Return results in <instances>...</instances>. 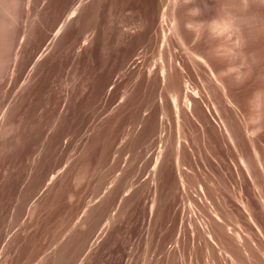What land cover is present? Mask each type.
I'll use <instances>...</instances> for the list:
<instances>
[{"label": "rangeland", "instance_id": "1", "mask_svg": "<svg viewBox=\"0 0 264 264\" xmlns=\"http://www.w3.org/2000/svg\"><path fill=\"white\" fill-rule=\"evenodd\" d=\"M228 2L235 17L240 16L235 10H244L239 13L245 27L238 21L245 36L242 55L219 49L215 54L203 37L196 47L211 56L213 68L189 66L185 58L188 70L179 69L176 76L167 70L161 77V61L174 48L132 47L128 36L137 23L120 24L124 42L105 23L96 27L91 14L98 0H0V264L264 260V237L257 228L264 230V0ZM73 5L78 11L66 19ZM170 38L176 46L177 39ZM215 41L232 45L233 33ZM100 46L112 48L101 51ZM239 61L241 68L235 66ZM174 93L179 94L175 105ZM141 101L143 111L135 120L130 111ZM112 127V146L106 156H99L95 146L107 142ZM177 141L183 150L179 147L176 159ZM228 223L246 241L229 232ZM223 231L235 236L227 240ZM246 244L257 251L255 258H247ZM233 246L238 254L230 250ZM46 255L48 261L42 262Z\"/></svg>", "mask_w": 264, "mask_h": 264}, {"label": "bare ground", "instance_id": "2", "mask_svg": "<svg viewBox=\"0 0 264 264\" xmlns=\"http://www.w3.org/2000/svg\"><path fill=\"white\" fill-rule=\"evenodd\" d=\"M54 1V0H53ZM97 1V0H96ZM245 0H240V2H244ZM263 1V0H262ZM63 2V1H62ZM68 3H69V1H68ZM73 3V2H72ZM228 0H98V5H97V7H96V9H94L95 11H94V14H93V12H92V14L91 15H93L91 18H93V20L96 22L95 23V25H96V27H97V24L101 27V25H104V23H105V25L108 27V29L109 28H111L112 30H114V33L117 35V38L119 39L120 37H121V39H122V37H123V35L125 34L123 31H122V29L120 28V24L121 25H123V23L126 25H133L134 23H137L136 25L137 26H135V28L134 27H132V28H134L135 29V33L133 32V30L134 29H132V34L131 35H129L128 37H129V41L132 43V47H135V48H138V47H136V46H142L143 47V49H146V48H148V47H150V46H154V45H159V49L161 50V47L164 45V46H166L167 45V47L169 48V46L168 45H171L173 48H174V50H171L172 52L170 53V55H169V59L168 60H165V58L164 59H162V56H161V59H162V61H161V65H160V73L159 74H161V77H165V73H166V71L167 70H171L172 72L174 71V74H175V76H176V73L175 72H177L179 69L180 70H184V69H186L187 67H189V66H194V67H196V68H204V67H207L208 69L209 68H213L214 67V62H212L211 61V56H209V58L207 57V55L205 54V53H203L202 52V49H203V47L201 48V51H199V49H197V47L199 46V44H198V46L196 47V44L197 43H199L198 41H200V39L201 38H203V37H205L206 38V41H207V43H208V45L210 44V45H212L213 46V48H214V51H215V54L216 53H218V52H220L221 51V53L223 52V53H226V52H229L230 54L231 53H235V54H239L240 56L242 55V51L244 52V49H242L241 48V46H242V43L243 42H245V39H244V35H243V31H242V29H241V24L243 23V20L242 19H240V18H242L241 17V14L239 13L240 12V10L241 9H239L238 10V12L235 10V13H237V15L236 16H238V14L240 15L238 18L237 17H235L234 16V13H233V15H232V13L230 12V11H232V10H230V6H228ZM241 4V3H240ZM245 4H247V2L245 3ZM64 5V4H63ZM66 5V4H65ZM92 5V4H91ZM243 5V4H242ZM57 6V5H56ZM68 6V5H67ZM74 6V5H73ZM241 6V5H240ZM66 7V6H65ZM91 7V6H90ZM92 7H94V6H92ZM242 7V9H243V7L244 6H241ZM70 8H68L67 9V11L69 10ZM80 9H82V8H80ZM83 9H85V8H83ZM82 9V10H83ZM125 9H128V15H125L124 14V11H125ZM62 11V10H61ZM60 11V12H61ZM64 11H66V10H64ZM76 11H78L77 10V6L75 5L72 9H70V11L67 13V15H66V19H69V18H71V17H73V16H75V14H76ZM242 11H244V10H241V13H242ZM59 12V11H58ZM82 12V11H81ZM85 12V11H84ZM137 12H139L140 14H138L139 16H140V18H138V17H135V15L137 14ZM90 13V12H89ZM84 14V13H83ZM242 14H244V12L242 13ZM80 15V14H79ZM57 16V15H56ZM65 16V15H64ZM244 16V15H243ZM76 17H77V15H76ZM64 18V17H63ZM135 18L137 19L138 18V21L136 22L135 21ZM75 19V18H74ZM59 20V19H58ZM64 20V19H63ZM75 20H77V19H75ZM90 20H92V19H90ZM240 20H242V21H240ZM238 21H240V23H238ZM62 22V21H61ZM72 22V21H71ZM78 22V21H77ZM88 22L89 21H86L85 22V24H83V29L84 28H86L89 24H88ZM91 22V21H90ZM70 23V22H69ZM57 24V23H56ZM60 24V23H59ZM63 23H61L60 25H62ZM91 24H94V23H91ZM94 25V26H95ZM126 25V26H127ZM242 26H244L243 24H242ZM82 27H81V30H82ZM122 27V26H121ZM125 27V26H124ZM130 27V28H131ZM245 27V26H244ZM243 27V28H244ZM91 28H92V26H91ZM91 28H89L88 30H90ZM95 28V27H94ZM104 28V31H105V27H103ZM125 28H127V27H125ZM87 29V28H86ZM85 29V30H86ZM100 29V28H99ZM107 29V30H108ZM80 30V31H81ZM92 30H94V29H92ZM96 30V29H95ZM102 30V29H101ZM127 30V29H126ZM245 30V29H244ZM69 32V31H68ZM78 32V31H77ZM82 32H85V31H83L82 30ZM87 32V31H86ZM93 32V31H92ZM101 32V31H100ZM128 32V31H127ZM129 33V32H128ZM230 33H233V41H232V45H228V44H226L225 42L224 43H217L216 41H215V37H218V36H223V37H225V36H228ZM78 34L80 35L81 33L80 32H78ZM86 34V33H85ZM88 34H89V31H88ZM245 34V33H244ZM110 35V34H109ZM75 36H76V34H75ZM78 36V35H77ZM85 36V37H84ZM83 37L84 38H87L86 37V35H84ZM104 36H106V35H104ZM108 36V35H107ZM171 36H173V37H175L177 40H175V41H178V43H177V45L175 46L171 41H170V37ZM80 37V36H79ZM113 37V36H112ZM125 37H127V36H125ZM76 38V37H75ZM102 38V37H101ZM104 38V37H103ZM114 38V37H113ZM124 38V37H123ZM220 38V37H219ZM83 40H86V39H83ZM101 40V39H100ZM99 40V41H100ZM108 40H109V38H108ZM112 40H114V39H112ZM120 40V39H119ZM123 40V39H122ZM174 40V39H173ZM224 40V39H223ZM244 40V41H243ZM81 41V40H80ZM102 41V40H101ZM106 41H107V38H106ZM83 42H85V41H83ZM98 42V41H97ZM119 42V41H118ZM122 42H124V40L122 41ZM128 42V41H127ZM220 42V41H219ZM73 43V42H72ZM103 43V42H102ZM101 43V44H102ZM106 43V42H105ZM129 43V42H128ZM207 43H205V45L207 44ZM228 43V42H227ZM100 44V42H99V45H101ZM111 44V43H110ZM119 44V43H118ZM125 44H127V43H125ZM202 44H204L203 42H202ZM201 44V45H202ZM244 44V43H243ZM113 44H111L110 46H112ZM120 45V44H119ZM129 45V44H128ZM103 46H104V44H103ZM107 46V45H106ZM117 46V45H116ZM116 46H114V47H116ZM126 46V45H125ZM204 46V45H203ZM101 48H100V50L103 48L102 46H100ZM113 47V46H112ZM112 47H110V48H112ZM129 47H130V45H129ZM98 48H99V46H98ZM97 48V49H98ZM105 48V47H104ZM103 48V50H109L110 48H107V49H104ZM118 49H119V47H117ZM116 48V49H117ZM140 48V47H139ZM164 48V47H163ZM172 48V49H173ZM207 48H210V47H207ZM207 48H205L206 50H207ZM212 48V47H211ZM212 48V49H213ZM117 49V50H118ZM133 49V48H132ZM220 50V51H218L217 52V50ZM241 49H242V51H241ZM103 50H101V51H103ZM113 50V49H112ZM111 50V51H112ZM122 50V49H121ZM126 50H127V47H126ZM170 50V49H169ZM204 50V49H203ZM211 50V49H210ZM124 51V50H123ZM136 51V50H135ZM143 51V50H142ZM161 51H163V50H161ZM209 51V50H208ZM214 51H209V52H214ZM100 52V51H99ZM115 52V51H114ZM140 52V51H139ZM204 52H206V51H204ZM241 52V53H240ZM97 53V52H96ZM103 53V52H102ZM112 53V52H111ZM116 53H117V51H116ZM105 54V53H104ZM108 54V53H107ZM114 54V53H113ZM120 54H122V53H120ZM127 54V53H126ZM140 54V53H139ZM209 54V53H208ZM97 55H99L100 56V54H97ZM124 55V54H123ZM209 55H212V54H209ZM222 55V54H221ZM232 55V54H231ZM102 56V55H101ZM100 56V57H101ZM106 56V55H105ZM116 56H119V53H118V55H116ZM235 56V55H234ZM237 56V55H236ZM100 57H98L99 58V60H100ZM107 57V56H106ZM111 57V56H110ZM114 57V56H113ZM213 57V56H212ZM219 57H220V55H219ZM222 57V56H221ZM242 57H244V53H243V56ZM188 59V60H190V62H189V66L187 65L188 63H186L187 62V60L186 59ZM215 58H216V56H215ZM101 59H103L102 57H101ZM105 59V58H104ZM107 59H109V57L107 58ZM220 59H222V58H220ZM223 60V59H222ZM96 61H98V60H96ZM215 61H216V59H215ZM219 61V60H218ZM103 62H104V60H103ZM100 64H101V62H99ZM217 63V62H216ZM236 62H234V64H235ZM219 64V63H218ZM224 64V63H223ZM231 64V63H230ZM240 64V61L238 62V63H236L235 64V66H237L238 67V65ZM241 64H243L242 63V61H241ZM113 65V64H112ZM228 65V64H227ZM226 65V66H227ZM94 67H95V65H93ZM102 66V65H101ZM114 66V65H113ZM231 66H233L232 64H231ZM231 66H230V68H231ZM94 67H93V71H94ZM104 67V66H103ZM106 67V66H105ZM108 67V66H107ZM229 67V66H228ZM227 67V68H228ZM239 67L241 68L242 67V65H239ZM190 68V67H189ZM224 67H222L221 69H223ZM234 68H236V67H234ZM218 69V68H217ZM220 69V68H219ZM92 70L90 71V72H92ZM100 70V69H99ZM186 70H188V69H186ZM210 70V69H209ZM213 70H215V69H211V71L213 72ZM235 70V69H234ZM97 71V70H96ZM105 71V70H104ZM108 71V70H107ZM194 71V70H193ZM206 71H208V70H206ZM102 72V71H101ZM200 72V71H199ZM205 72V71H204ZM210 72V71H209ZM211 72V73H212ZM94 73H95V71H94ZM109 73V72H108ZM108 73H107V76H108ZM218 73V72H217ZM212 74H214V72L212 73ZM91 75V74H90ZM97 75V74H96ZM103 75V74H102ZM215 76H217L216 74H214ZM213 75V76H214ZM106 76V75H105ZM212 76V77H213ZM95 77V76H94ZM101 77V76H100ZM156 77V76H155ZM171 77V76H170ZM107 77H104V80L106 79ZM172 78H173V75H172ZM215 79H216V77H214ZM213 78V80H215ZM10 79V78H9ZM11 79H12V77H11ZM10 79V80H11ZM152 79H153V77H152ZM163 79V78H162ZM13 80V79H12ZM93 80H94V78H93ZM221 80V79H220ZM96 81H97V78H96ZM155 81V80H154ZM219 81V80H218ZM222 81V80H221ZM221 81H219V83L222 85V83L223 82H221ZM156 82V81H155ZM158 82V81H157ZM10 83V82H9ZM14 83V82H13ZM187 83V82H186ZM185 83V84H186ZM11 84V83H10ZM15 84V83H14ZM154 84V83H153ZM157 84V83H156ZM155 84V85H156ZM188 84V83H187ZM219 84V85H220ZM16 85H18V84H16ZM138 85V84H137ZM186 87V86H185ZM188 87V86H187ZM191 87V86H190ZM194 87V86H193ZM138 89V88H137ZM198 88L196 87V89L194 90L195 92H196V90H197ZM186 90H188V89H186ZM142 91V90H141ZM12 92V91H11ZM16 92V91H15ZM149 92H151V91H149ZM178 92V91H177ZM190 92H192V91H190ZM194 92V93H195ZM198 92H199V90H198ZM14 93V92H13ZM141 94V93H140ZM150 94V93H149ZM149 94H147L148 96H149ZM196 94V93H195ZM194 94V95H195ZM198 94V93H197ZM9 95V94H8ZM144 95H146V94H144ZM146 95V96H147ZM150 95H153V94H150ZM178 93H174V94H172V97H173V100H174V105L176 104V99L178 98ZM12 96V95H11ZM196 96V95H195ZM198 96V95H197ZM196 96V97H197ZM140 97V96H139ZM142 97V96H141ZM148 98V97H147ZM147 98H145V99H147ZM151 98V97H150ZM260 98V97H259ZM141 99V98H140ZM144 99V100H145ZM142 100V99H141ZM143 100V101H144ZM260 100V99H259ZM259 100H258V102H259ZM15 101V100H14ZM140 101V100H139ZM138 101V102H139ZM149 101H150V99H149ZM148 101V102H149ZM136 102V101H135ZM146 102V101H145ZM148 102H146L147 104H148ZM257 102V101H256ZM255 102V103H256ZM16 103V102H15ZM143 103L144 102H140L137 106H136V104L134 105V107L135 108H132V110L130 111V113H131V115H133V117H134V119L135 120H137V119H139L140 117H141V113H142V111H143ZM190 103V102H189ZM188 103V104H189ZM260 103V102H259ZM13 104V103H12ZM11 105V104H10ZM256 105V104H255ZM189 106V105H188ZM258 106V108L260 107V104H258L257 105ZM176 107V106H175ZM15 108V107H14ZM192 108V107H191ZM256 108V107H255ZM257 108V109H258ZM145 109V108H144ZM190 109V108H189ZM256 110V109H255ZM259 110V109H258ZM256 112V111H255ZM260 112V111H259ZM259 112H257V113H259ZM129 113V114H130ZM144 113V112H143ZM257 113H256V115H257ZM203 116V115H202ZM258 116V115H257ZM132 117V118H133ZM205 117V116H204ZM202 118V117H201ZM251 130H253V129H251ZM250 130V131H251ZM254 132H255V130H253ZM253 132V133H254ZM115 133H116V129L114 128V127H112L111 129H109L108 130V139H107V142L105 143V144H103L102 145V143H100V142H97V146H95V147H97V149H96V151H99V156H106V154L109 152V150H110V148H111V146H112V143H113V140H114V138H115ZM252 133V134H253ZM96 134V133H95ZM101 134H102V132H100V133H97L96 134V140H98L99 141V139H100V137H101ZM257 134H262V133H256L255 135H257ZM264 134V133H263ZM254 135V134H253ZM261 136H263V135H261ZM180 137H181V135H180ZM54 138V137H53ZM178 138V137H177ZM262 138V137H261ZM93 139H95V138H93ZM180 139V138H179ZM253 140V139H252ZM255 140V139H254ZM180 141V140H179ZM179 141H177V143H175L176 144V149H177V155H176V159H177V157H178V153H179V150L181 149V150H183V148H181L180 146H182V145H180V143H179ZM261 141V140H260ZM255 142H256V140H255ZM254 142V143H255ZM264 142V141H263ZM262 142V143H263ZM94 143V142H93ZM253 143V142H252ZM254 143H253V146L254 147H256L255 145H254ZM182 144V143H181ZM256 144V143H255ZM257 144H258V142H257ZM264 144V143H263ZM93 145V144H92ZM91 146V145H90ZM179 147H180V149H179ZM258 148V147H257ZM260 148H262L261 146H260ZM264 148V147H263ZM262 148V149H263ZM252 149H254V148H252ZM255 150V149H254ZM257 150V149H256ZM259 150V149H258ZM264 150V149H263ZM174 152H176V151H174ZM241 152V151H240ZM264 152V151H263ZM216 153V152H215ZM258 153V152H257ZM256 152H254V155L255 154H257ZM258 155V154H257ZM257 155H255L256 156V158H258V156ZM253 156V155H252ZM262 155H260V157H261ZM264 156V155H263ZM262 156V157H263ZM264 159V158H263ZM243 161V163L245 164V160L243 159L242 160ZM258 162H259V160H258ZM257 162V163H258ZM261 163V162H260ZM261 165V164H260ZM262 166V165H261ZM263 166H264V162H263ZM262 166V171H263V174H264V167ZM260 168V167H259ZM258 168V169H259ZM48 170V169H47ZM49 172V171H48ZM215 172V171H214ZM260 172V171H259ZM44 174V173H43ZM262 174V173H261ZM215 175V174H214ZM217 175V174H216ZM45 176V175H44ZM219 176V175H218ZM259 176V175H258ZM52 177V175L50 174V176H49V178H51ZM217 177V176H216ZM221 177V176H220ZM243 177V176H242ZM213 178H215V177H213ZM264 178V177H263ZM216 179V178H215ZM222 179V178H221ZM257 179H258V177H257ZM261 179V178H260ZM219 180H220V178H219ZM244 180V179H243ZM243 180L241 181V183L243 182ZM264 180V179H263ZM217 181V180H216ZM261 181V180H260ZM211 182H212V180H211ZM214 182V181H213ZM263 182V181H262ZM262 182H261V184H262ZM18 183H19V181H18ZM34 183H35V181H34ZM34 183H32V184H34ZM260 183V182H259ZM211 184V183H210ZM264 184V183H263ZM4 185H6V184H4ZM35 185V184H34ZM214 185V184H213ZM217 185H219V184H217ZM14 186V185H13ZM31 186V185H30ZM33 186V185H32ZM222 186H223V184H222ZM221 186V187H222ZM225 186V185H224ZM258 186H259V184H258ZM261 186V185H260ZM214 187V186H213ZM4 188V187H3ZM6 188V187H5ZM31 189H32V187H30ZM214 189V188H213ZM215 189H216V187H215ZM214 189V190H215ZM217 189H219V188H217ZM223 189V188H222ZM13 190V189H12ZM224 190V189H223ZM225 190H226V187H225ZM240 190H241V188H240ZM255 190V189H254ZM264 190V189H263ZM5 191V190H4ZM25 191V190H24ZM27 191V190H26ZM216 191V190H215ZM219 191H222V190H220L219 189ZM242 191V190H241ZM209 192H210V189H209ZM217 192V191H216ZM226 192H228V191H226ZM240 192V191H239ZM262 192V191H261ZM264 192V191H263ZM16 193V192H15ZM18 193V192H17ZM16 193V194H17ZM30 193H32V192H30ZM243 193V192H242ZM242 193H239V195H241ZM4 194H6V193H4ZM8 194V193H7ZM15 194V195H16ZM20 194V193H19ZM29 194V192L27 193V195ZM214 194H216L215 192H214ZM213 195V194H212ZM7 197L8 196H10V195H6ZM17 196V195H16ZM24 196V195H23ZM30 197H31V195H29ZM211 196V195H210ZM221 196V195H220ZM223 196V195H222ZM221 196V197H222ZM257 196H259V195H257ZM4 197V196H3ZM25 197V196H24ZM28 197V196H27ZM215 197V196H214ZM214 197H213V199H214ZM218 197H219V195H218ZM241 197V199H242V196H239V198ZM260 197V196H259ZM15 198V200L17 199L16 197H14ZM223 198V197H222ZM7 199V198H6ZM29 199V198H28ZM211 199V198H210ZM225 199V198H224ZM261 199V198H260ZM8 200V199H7ZM26 200V199H25ZM257 200H258V198H257ZM212 201V200H211ZM242 201V200H241ZM28 202V201H27ZM213 202V201H212ZM9 203H10V201H9ZM15 203V202H14ZM17 203V202H16ZM16 203L14 204V205H16ZM214 203V202H213ZM19 204V200H18V203H17V205ZM13 205V204H12ZM264 205V204H263ZM8 206V205H7ZM9 206H10V204H9ZM21 206V205H20ZM29 206V205H28ZM14 207V206H13ZM19 206H17V208H18ZM98 208H99V206H97ZM249 207V206H248ZM260 207H262V206H260ZM264 207V206H263ZM9 208V207H8ZM10 208H12V207H10ZM20 208V207H19ZM23 208V207H22ZM22 208H21V210H22ZM29 208V207H28ZM98 208H96V209H98ZM14 208H12L11 210H13ZM217 209V208H216ZM261 210H263L262 208H261ZM8 211V210H7ZM14 211H15V209H14ZM13 211V212H14ZM91 211V210H90ZM97 211V210H96ZM95 211V212H96ZM218 211V210H217ZM216 211V212H217ZM1 212V211H0ZM11 212V211H10ZM99 212V211H98ZM101 212V211H100ZM216 212L214 213V215H216ZM7 213V212H6ZM12 213V212H11ZM15 213V212H14ZM97 213V212H96ZM2 214V213H1ZM10 213H8V214H6V216L8 215V216H10V215H12V214H10ZM20 214V213H19ZM93 214H95V213H93ZM264 214V213H263ZM14 215V214H13ZM16 215V214H15ZM18 215V214H17ZM96 215V214H95ZM99 215V214H98ZM102 215V214H101ZM7 216V217H8ZM21 215H19V217H20ZM90 215H88V217H89ZM92 216V215H91ZM229 216V215H228ZM12 217V216H11ZM14 217V216H13ZM18 217V218H19ZM87 217V216H86ZM95 217V216H94ZM99 217V216H98ZM97 217V218H98ZM100 217H102V216H100ZM217 217L219 218L220 216H218V214H217ZM217 217H215L216 219H217ZM17 218V219H18ZM93 218V217H92ZM229 218H231V217H229ZM12 219V218H11ZM90 219V218H89ZM222 219V218H221ZM233 219V218H232ZM250 219L255 223L254 225H257L258 226V224L254 221V219L252 218V217H250ZM9 220V219H8ZM86 220V219H85ZM97 220H99V219H97ZM14 221H16L15 219H14ZM20 221V220H19ZM89 221V220H88ZM100 221H101V219H100ZM174 221V220H173ZM220 221V220H219ZM218 221V222H219ZM229 221V220H228ZM234 221V220H233ZM232 221V222H233ZM239 221V220H238ZM251 221V222H252ZM12 222V221H11ZM94 222V221H93ZM93 222H91L90 221V223H93ZM215 222V221H214ZM231 222V221H230ZM10 223V222H9ZM98 223V222H97ZM11 225H12V223H10ZM16 224H18V223H16ZM96 224V222L94 223V225ZM218 224H220V223H218ZM229 224V223H228ZM228 224H227V226H228ZM236 224H237V222H236ZM253 224V223H252ZM233 225V224H232ZM239 225H240V222H239ZM9 226V225H8ZM7 226V227H8ZM13 226V225H12ZM91 226V225H90ZM167 226H168V224H167ZM216 226H218L217 224H216ZM221 226V225H220ZM231 225L229 224V232H231L232 233V231L231 230H233L234 232H235V234H236V236H237V238L239 239V240H245L244 238H241V234L240 233H238V230L236 229H234L232 226L230 227ZM3 227V226H2ZM6 227V226H5ZM94 227V226H93ZM164 227V226H163ZM240 227V226H239ZM242 227H243V225H242ZM255 227V226H254ZM260 227V226H259ZM259 227H257L258 228V230L261 232H259V231H257V233H255V234H258V233H260V234H263V237H264V230H262L261 231V228H259ZM9 228V227H8ZM7 228V229H8ZM223 228V227H222ZM241 228V227H240ZM256 228V229H257ZM1 229V228H0ZM90 229V228H89ZM88 229V230H89ZM92 229V228H91ZM90 229V230H91ZM225 229H226V227H225ZM244 229V228H243ZM262 229H264V228H262ZM193 230H195V229H193ZM220 230H222L221 228H220ZM245 230H246V228H245ZM248 230V229H247ZM1 231V230H0ZM225 231H228V230H225ZM6 232V231H5ZM82 232V231H81ZM228 232V233H229ZM233 232V233H234ZM246 232V231H245ZM250 231L248 230V232L247 233H249ZM85 233H89L88 231L86 232L85 231ZM85 233H84V236H85ZM209 233V232H208ZM211 233V232H210ZM0 234H1V232H0ZM220 234V233H219ZM250 234V233H249ZM248 234V235H249ZM88 235V234H87ZM208 235H211V234H208ZM231 235V234H230ZM233 235V234H232ZM252 235V234H251ZM259 235V234H258ZM3 236H4V234H3ZM84 236H82V237H84ZM218 236H220V235H218ZM223 236L224 237H226V239L228 238V239H230V238H232L233 236H235V235H233L232 237H230L228 234H226V232H224L223 231ZM5 237V236H4ZM33 237V236H32ZM31 237V238H32ZM35 237L37 238V237H39V234L36 236V234H35ZM87 237V236H86ZM248 237V236H247ZM27 238H29V237H27ZM26 238V239H27ZM31 238H30V240H31ZM34 238V237H33ZM236 237H234V239H235ZM262 238V237H261ZM261 238H259L260 240H261ZM5 239V238H4ZM82 239H84V238H82ZM216 239V238H215ZM227 239V240H228ZM250 239H252L251 237H250ZM262 239H264V238H262ZM3 240V239H2ZM33 240H36V239H33ZM32 240V241H33ZM214 240V239H213ZM222 240V239H221ZM241 240V241H242ZM24 241V240H23ZM37 241V240H36ZM35 241V242H36ZM82 241H84V240H82ZM81 241V242H82ZM212 241V240H211ZM246 241V240H245ZM244 241V242H245ZM254 241V240H253ZM258 241V240H257ZM27 242V241H26ZM35 242H33V244L35 243ZM39 242V241H38ZM69 242V245L71 246L72 244H70V242L71 241H68ZM217 242H218V240H217ZM220 242V241H219ZM227 242V241H226ZM231 242V241H230ZM259 242V241H258ZM258 242H256V243H258ZM28 243H29V241H28ZM31 243V242H30ZM215 243H216V240H215ZM225 243V242H224ZM223 242H222V244H224ZM235 243V242H234ZM256 243H255V246H256ZM261 243H263L262 241H260V243L258 244V246L260 247V244ZM25 244V243H24ZM39 245H40V243H38ZM42 244H43V242H42ZM228 244V243H227ZM233 244V243H232ZM231 244V245H232ZM245 244V243H244ZM22 245V244H21ZM32 245V244H31ZM35 245V244H34ZM33 245V246H34ZM216 245V244H215ZM239 245V244H238ZM251 245V244H250ZM264 245V244H263ZM23 246V245H22ZM21 246V247H22ZM38 246V245H37ZM73 246V245H72ZM72 246L70 247V248H72ZM78 246V245H77ZM217 246H219V245H217ZM252 246V245H251ZM258 246H256V248L255 249H257V247ZM27 247H29V246H27ZM36 247V246H35ZM42 247V246H41ZM41 247H39V248H41ZM194 247V246H193ZM197 247V246H196ZM239 247V246H238ZM254 247V246H253ZM76 248V247H75ZM78 248V247H77ZM192 248V247H191ZM220 249H221V247H219ZM225 248H227L228 249V247H225ZM243 248L245 249V248H247V250H248V257L247 258H249V257H251V256H249V254L250 255H253L254 254V251H253V249L248 245V244H246V247H244V245H243ZM19 249H21V248H19ZM36 249V248H35ZM45 249V248H44ZM227 249H224L225 251H227ZM229 249H230V247H229ZM232 249H234V250H232ZM260 249H261V247H260ZM38 250V249H37ZM46 250V249H45ZM72 250V249H71ZM77 250V249H76ZM197 250V249H196ZM195 250V251H196ZM201 250V249H200ZM214 250V249H213ZM222 250V249H221ZM230 250H232V251H235L237 254H238V250H237V248L235 247V246H233V248L231 247V249ZM246 250V249H245ZM263 250V249H262ZM23 251H24V249H23ZM28 251V250H27ZM36 251V250H35ZM74 251H75V249H74ZM191 251V250H190ZM210 251V250H209ZM224 251V254L225 253H228V252H225ZM231 251V253L233 254V252ZM259 251H261V250H259ZM258 251V252H259ZM60 252V251H59ZM192 252H193V249H192ZM192 252H190V253H192ZM197 253H198V251H196ZM195 252V253H196ZM214 252V251H213ZM247 252V251H246ZM256 253V255H257V251H255ZM18 253H19V251H18ZM21 253V252H20ZM24 253H26V252H24ZM28 253V252H27ZM26 253V254H27ZM29 253H30V251H29ZM38 253V252H37ZM45 253V252H44ZM47 253V252H46ZM57 253V252H56ZM235 253V254H236ZM36 254V253H35ZM194 254V253H193ZM229 254H230V252H229ZM231 254V255H232ZM254 254V255H255ZM261 254H263V257H264V252L263 253H261ZM20 255V254H19ZM23 256H24V254H22ZM28 255H30V256H32L31 254H28ZM37 255V254H36ZM35 255V256H36ZM45 255V254H44ZM57 255H60V253L58 254L57 253ZM191 255V254H190ZM201 255V254H200ZM211 255H212V253H211ZM230 255V256H231ZM247 255V254H246ZM253 255V256H254ZM18 256V255H17ZM192 256V255H191ZM226 256V255H225ZM229 256V255H228ZM244 256V255H243ZM46 257H48L47 255L46 256H44L43 258H42V262H43V259L44 258H46ZM188 257H190V256H188ZM193 257V256H192ZM192 257H191V259H192ZM195 257H198L197 256V254H196V256ZM232 257V256H231ZM259 257V256H258ZM229 258V257H228ZM232 258H234V257H232ZM254 258H255V256H254ZM20 259V258H19ZM63 259V258H62ZM173 259V258H172ZM191 259H189V260H191ZM197 259V258H196ZM235 259V258H234ZM256 260H257V264H264V260L262 259V258H255ZM44 260H46V259H44ZM50 260V259H49ZM60 260H61V258H60ZM197 260H199V259H197ZM239 259H237V261H238ZM46 261H48V260H46ZM46 261H44V262H46ZM230 261V260H229ZM233 261V260H232ZM231 261V262H232ZM192 262V261H191ZM60 263V262H59ZM188 263H190V262H188ZM213 263V262H212ZM233 263H234V261H233ZM232 263V264H233ZM236 263V262H235ZM65 264V263H64ZM191 264V263H190ZM211 264V263H210ZM213 264H215V262L213 263ZM216 264H217V262H216ZM255 264V263H254Z\"/></svg>", "mask_w": 264, "mask_h": 264}]
</instances>
